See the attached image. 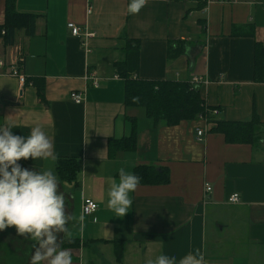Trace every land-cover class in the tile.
<instances>
[{
  "label": "crops",
  "instance_id": "obj_1",
  "mask_svg": "<svg viewBox=\"0 0 264 264\" xmlns=\"http://www.w3.org/2000/svg\"><path fill=\"white\" fill-rule=\"evenodd\" d=\"M7 1L37 19L32 36L18 30L12 46L0 38V126L18 136L40 127L51 141L54 160L17 163L51 170L72 201L73 264H147L196 250L206 264H264V0H146L135 15L128 0H0V26ZM69 23L93 36L83 44ZM129 43L139 52L133 79L198 78L214 118L256 121L255 140L231 143L200 118L169 126L127 108L117 65ZM20 56L24 85L8 75ZM74 91L84 104L71 101ZM133 134V148H110ZM69 159L79 168L70 182L57 172ZM121 167H150L163 182L139 184L129 213L116 218L106 207L107 178L118 180ZM84 199L99 206L90 216L82 215Z\"/></svg>",
  "mask_w": 264,
  "mask_h": 264
},
{
  "label": "clouds",
  "instance_id": "obj_2",
  "mask_svg": "<svg viewBox=\"0 0 264 264\" xmlns=\"http://www.w3.org/2000/svg\"><path fill=\"white\" fill-rule=\"evenodd\" d=\"M146 0H128L127 11L135 15ZM135 99V98H134ZM0 126V231L14 226L16 232L34 240L29 264H73L71 252L61 248L60 234L70 236L66 225L71 219L66 212L65 196L51 170L22 168L20 160L55 159L53 145L40 127H33L28 136L14 135ZM141 178L125 168L118 170V180L107 178L106 207L115 217L129 213ZM147 264H206L199 250L177 259L175 254L161 253Z\"/></svg>",
  "mask_w": 264,
  "mask_h": 264
},
{
  "label": "trees",
  "instance_id": "obj_3",
  "mask_svg": "<svg viewBox=\"0 0 264 264\" xmlns=\"http://www.w3.org/2000/svg\"><path fill=\"white\" fill-rule=\"evenodd\" d=\"M37 17L29 14L18 13L14 2H8L5 12V23L0 26V38L5 41L6 46L15 43L16 32L24 30L27 35L35 33ZM127 60L117 65L119 77L125 81V104L126 107L141 108L147 117L155 121H163L169 126H175L181 122H191L204 117L209 123H213L211 131L223 134L231 143H251L255 140L257 123H230L217 120L212 115L213 108L206 105L201 98L198 87L189 82L175 81H141L132 78V74L138 68V45L126 46ZM28 81V80H27ZM135 98V99H134ZM134 120V119H131ZM135 134L129 139L121 141L111 140L110 148L126 150L133 148ZM79 171L75 160L69 159L59 165L57 172L61 180L73 181ZM161 171L150 167H138L135 174L141 178L140 184L163 182Z\"/></svg>",
  "mask_w": 264,
  "mask_h": 264
},
{
  "label": "rangeland",
  "instance_id": "obj_4",
  "mask_svg": "<svg viewBox=\"0 0 264 264\" xmlns=\"http://www.w3.org/2000/svg\"><path fill=\"white\" fill-rule=\"evenodd\" d=\"M79 28L82 30L81 27ZM21 167L26 168L22 165ZM58 190L64 194L66 212L70 214L72 218V201L60 187ZM71 221L70 219L66 225L67 230L69 229ZM59 242L61 248L68 249L69 251H73L77 245L75 241L67 239L64 234H60ZM34 243L35 241L30 239L27 235H19L14 226L6 227L4 230L0 231V264H29Z\"/></svg>",
  "mask_w": 264,
  "mask_h": 264
},
{
  "label": "built area",
  "instance_id": "obj_5",
  "mask_svg": "<svg viewBox=\"0 0 264 264\" xmlns=\"http://www.w3.org/2000/svg\"><path fill=\"white\" fill-rule=\"evenodd\" d=\"M88 13L89 14L92 13V7L91 6L88 7ZM67 28L71 31V34L74 37L84 38L83 44L86 43L88 38L93 36L92 33H87L85 31L83 32L79 27H77L73 23H69L67 25ZM22 61H23V59L21 56H20V58L17 57L16 59H14L11 62V64L9 65L8 75L17 78L19 83L21 85H24L27 82V78L21 72V69H20V64L22 63ZM5 66H6L5 61L0 59V68H3ZM87 80L92 81V84L94 85V87H96V88L98 87L99 80L97 78H95L92 74L87 75ZM199 83H200V79L194 78L191 84L193 86H195V85H198ZM70 99L73 103H75L77 105H82V104H84V101H85L83 94L76 92V91H74L70 94ZM215 114H217V111L214 109V110H212V115H215ZM200 120L208 122V120L204 117H200ZM203 134H204L203 130L197 129V136H198L199 141L202 140ZM211 190H212L211 187L209 185H207L206 186V192L210 193ZM228 201L230 203L235 204V203H238L240 201V197L238 194H234V195L230 196ZM98 208H99V206L94 201H92L90 199H84V201L82 203V215L90 216L93 213H95Z\"/></svg>",
  "mask_w": 264,
  "mask_h": 264
}]
</instances>
